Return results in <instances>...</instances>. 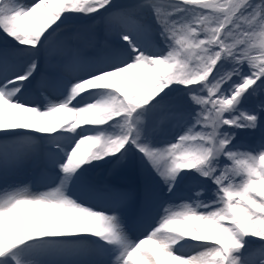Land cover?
<instances>
[{
    "label": "snow or ice",
    "instance_id": "obj_1",
    "mask_svg": "<svg viewBox=\"0 0 264 264\" xmlns=\"http://www.w3.org/2000/svg\"><path fill=\"white\" fill-rule=\"evenodd\" d=\"M29 163L0 264H264V0H0V179Z\"/></svg>",
    "mask_w": 264,
    "mask_h": 264
},
{
    "label": "rangeland",
    "instance_id": "obj_2",
    "mask_svg": "<svg viewBox=\"0 0 264 264\" xmlns=\"http://www.w3.org/2000/svg\"><path fill=\"white\" fill-rule=\"evenodd\" d=\"M117 2L123 3V2H126V0H117ZM89 25H94L95 32L99 36L103 37L104 26L99 21H95V22L88 21L84 24H77L76 28L87 29ZM85 54L90 56V55H93L94 53L91 50H87ZM45 68L46 66L44 64L43 59L41 58V71H44ZM169 137H170V130L165 129V131L160 136V140H166ZM41 167L42 166H35L29 163L16 171L9 172L6 178L0 179V185L6 183L13 187H24V186L28 187L29 184H26L27 177L33 174H36L38 171L41 170ZM92 171H94V173H98V174H91V175H92L93 180L100 186L113 185L117 187L139 188L145 185L146 183L151 182L152 180L150 176H147L145 174L139 173L131 169H125V170H121L115 173L110 172L109 170H107V168L94 169ZM31 187L32 189L28 187L30 191L35 189V192H38L36 191L37 188L34 186V184H31ZM40 190L42 191L45 189L41 187ZM183 194H184V186L182 185L181 188L178 189L177 191V196L178 197L183 196ZM175 202L179 203L180 201L177 199ZM85 203L91 204L93 207L98 206V205H105L107 208L110 207L109 204L105 202H101V201H96V200H92V201L85 200Z\"/></svg>",
    "mask_w": 264,
    "mask_h": 264
},
{
    "label": "bare ground",
    "instance_id": "obj_3",
    "mask_svg": "<svg viewBox=\"0 0 264 264\" xmlns=\"http://www.w3.org/2000/svg\"><path fill=\"white\" fill-rule=\"evenodd\" d=\"M39 177H40V173H39V175H38ZM106 209V208H105Z\"/></svg>",
    "mask_w": 264,
    "mask_h": 264
}]
</instances>
